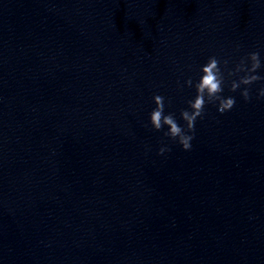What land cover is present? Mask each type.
I'll list each match as a JSON object with an SVG mask.
<instances>
[{
	"label": "water",
	"instance_id": "95a60500",
	"mask_svg": "<svg viewBox=\"0 0 264 264\" xmlns=\"http://www.w3.org/2000/svg\"><path fill=\"white\" fill-rule=\"evenodd\" d=\"M251 51L264 0H0V264H264V80L187 151L148 124Z\"/></svg>",
	"mask_w": 264,
	"mask_h": 264
},
{
	"label": "clouds",
	"instance_id": "9594fccd",
	"mask_svg": "<svg viewBox=\"0 0 264 264\" xmlns=\"http://www.w3.org/2000/svg\"><path fill=\"white\" fill-rule=\"evenodd\" d=\"M239 45L233 49L238 51ZM264 67V60L259 51H251L239 57L237 61L231 58L219 60L215 55L209 56L205 63L200 65L197 79L188 77L183 85L194 89V95L185 101L186 107L179 111V121L172 111H165V100L160 94H154L152 101L154 107L148 113V124L154 131L163 132L169 140L178 143L182 150L191 148L194 138V125L198 118H203L206 104H214L217 112L223 114L231 110L235 104V97L224 95L227 87L229 92L239 89L240 96L248 101L250 86L264 80L260 70ZM257 99L264 98V85L255 90ZM168 151V146L162 144L157 154L162 155Z\"/></svg>",
	"mask_w": 264,
	"mask_h": 264
}]
</instances>
